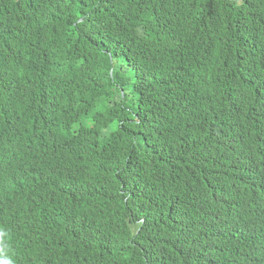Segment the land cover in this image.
<instances>
[{
	"label": "trees",
	"instance_id": "trees-1",
	"mask_svg": "<svg viewBox=\"0 0 264 264\" xmlns=\"http://www.w3.org/2000/svg\"><path fill=\"white\" fill-rule=\"evenodd\" d=\"M258 45L264 54V0H0V211L14 255L34 230L40 250L29 264L113 263L121 221L91 203L58 213L67 205L45 189L62 171L94 173L89 157L102 162L99 149L130 143L120 122L153 113L151 143L196 135L188 167L140 184L151 210L138 264H257L243 252L264 233L253 149L264 63L248 74L227 63ZM17 84L24 100L9 98ZM54 216L60 227H48Z\"/></svg>",
	"mask_w": 264,
	"mask_h": 264
},
{
	"label": "clouds",
	"instance_id": "clouds-1",
	"mask_svg": "<svg viewBox=\"0 0 264 264\" xmlns=\"http://www.w3.org/2000/svg\"><path fill=\"white\" fill-rule=\"evenodd\" d=\"M260 47L258 45L240 50L229 59L227 64L239 67L241 73H254L264 63V54L260 53ZM28 95L26 85L17 84L10 90L9 98L24 100ZM210 97L213 98V95ZM85 107H89L88 101L85 103ZM51 113L49 107L44 109L41 121L35 123V126L44 128L50 120ZM150 119L156 120L153 113L121 121L115 132L130 137L131 141L126 147L108 146L99 149L105 157L102 162H96L90 157L85 161L94 165L96 169L94 173H82L77 178L70 177L62 171L56 175L59 181L57 180L53 187L45 189L50 201L59 205H67L62 207L58 213L71 211L73 215L74 208L77 210L86 203H91L100 214L107 215L108 221L112 223L121 221L120 234L123 232L120 237L121 248L115 244V258L112 264H138L140 255L135 247V240L140 237V231L146 228L151 210V202L146 197L140 198L138 195L142 181L156 173L166 171L169 166L188 167L190 164L192 142L196 132H192L190 136H186L178 142L159 147L146 138L148 135L147 124ZM75 126L77 123L73 125V127ZM114 128L115 126L105 129L103 135L107 133V130ZM107 138L99 137L100 141ZM253 149L256 157L264 166V132L256 135ZM257 187L264 189V181ZM261 211L264 214V207H261ZM48 225V227L56 228L61 226L55 216L48 220ZM33 232L34 230L23 237L26 247L23 254L14 255L8 239L9 230L0 211V264H29L34 261L40 249L38 244L33 243L38 232L34 234ZM128 235L134 236V238H129ZM63 240V243H68L66 239ZM254 243L256 244L255 248L246 249L243 254L252 263L264 264V233L256 235ZM69 264L74 263L69 262Z\"/></svg>",
	"mask_w": 264,
	"mask_h": 264
},
{
	"label": "bare ground",
	"instance_id": "bare-ground-1",
	"mask_svg": "<svg viewBox=\"0 0 264 264\" xmlns=\"http://www.w3.org/2000/svg\"><path fill=\"white\" fill-rule=\"evenodd\" d=\"M240 160V159H239Z\"/></svg>",
	"mask_w": 264,
	"mask_h": 264
}]
</instances>
